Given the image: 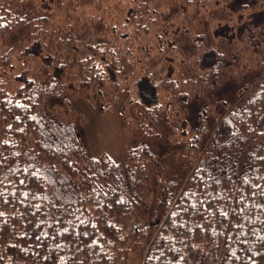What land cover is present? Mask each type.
<instances>
[{
    "label": "trees",
    "instance_id": "1",
    "mask_svg": "<svg viewBox=\"0 0 264 264\" xmlns=\"http://www.w3.org/2000/svg\"><path fill=\"white\" fill-rule=\"evenodd\" d=\"M34 3L0 0V264H264L262 2L131 0L133 34L87 15L50 28ZM123 38L167 47L175 72L154 54L138 68ZM116 69L148 74L147 105L169 95L120 110L121 162L89 154L73 107L110 109Z\"/></svg>",
    "mask_w": 264,
    "mask_h": 264
},
{
    "label": "rangeland",
    "instance_id": "2",
    "mask_svg": "<svg viewBox=\"0 0 264 264\" xmlns=\"http://www.w3.org/2000/svg\"><path fill=\"white\" fill-rule=\"evenodd\" d=\"M87 1L89 0H35L34 5L48 15L50 28L59 29L60 27H64L63 25L67 20H71L72 18L82 20L84 19L83 16L87 15V17H95L98 21L104 23L105 26H117L119 29L121 28L123 32L129 31L130 34H133L130 32L133 30L130 17L135 16L136 10L133 8L134 5L131 4V0H123V6L117 10L115 9L114 3L119 2V0H98L99 6L87 5ZM259 1L264 5V0H242V2L249 4H258ZM70 4L72 5L71 9H69ZM123 7H125V9H122ZM112 8L114 9L112 10ZM258 22H264V15L259 17ZM167 28L175 31L174 24H169ZM125 41L126 38H123L120 41V45L123 46L124 52L130 55V60L140 61V63H137L138 68L145 65L142 63L144 59H152V55L154 54L156 60H161V63L167 62L168 69L170 68L172 73L175 72L176 68L173 66L174 59L172 56L168 55L167 47L160 48L161 46L159 44L155 45V47L146 46L147 42H145L140 46H132L131 49H133V51L131 52L129 51L130 44H126ZM117 70L118 69L114 71L107 70L106 84L108 90H104L105 94L102 95L104 101L102 105L110 104L107 102V98L111 97V95L118 96V100H116V103L110 109H106L102 112L98 108L99 106H93L84 99L74 100L73 107L80 112L85 119L81 127V134L89 154L96 158L100 157L102 154H106L113 161L121 162L125 159V140L127 134L122 126L120 110L124 108L126 112L132 113V111H134L133 107L136 105L139 107L138 110L146 112L148 109L152 110L155 107L163 105L167 101L169 95L163 88L159 87L157 88L158 90L154 92L155 103L147 105L145 101L150 98V91L149 89L146 90L147 96H145V98L147 97V99L144 98V100L139 92L138 84L148 74L144 72L139 73V70H137L135 75L121 76L115 73ZM165 77L166 73L163 72L159 79L162 80ZM150 80L152 86L157 85L151 78ZM126 84H128V86ZM99 101L97 102L98 104H100ZM171 124H176V122L171 119ZM156 128H159L158 132L161 133L162 138L159 139L156 135L151 134L148 135V140H145L147 144L150 145L152 151L159 155L166 150L172 149V147L169 142H166L165 134H163V130L160 129L161 126H157ZM152 132L155 133L154 131ZM136 143L138 144L140 141L136 140L135 144ZM163 163L169 167H173L174 165L172 158L167 159V161Z\"/></svg>",
    "mask_w": 264,
    "mask_h": 264
}]
</instances>
